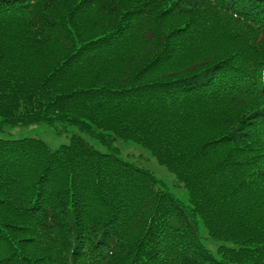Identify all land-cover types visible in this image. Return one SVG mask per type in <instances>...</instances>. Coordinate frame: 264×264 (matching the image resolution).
I'll use <instances>...</instances> for the list:
<instances>
[{"label": "trees", "instance_id": "trees-1", "mask_svg": "<svg viewBox=\"0 0 264 264\" xmlns=\"http://www.w3.org/2000/svg\"><path fill=\"white\" fill-rule=\"evenodd\" d=\"M199 14L254 34L253 49L236 52L235 69L226 54L179 65L181 41L199 30ZM0 42V132L63 125L104 148L79 135L56 149L36 138H0V264H117L134 251L129 264H255L242 246L211 254L198 234L205 208L227 209L234 197L247 217L246 183L201 196L214 172L231 175L228 159L215 162L207 141L191 155L164 138L158 151L152 141L153 133H184L187 106L206 108L200 96L216 84H231L222 122L240 138L234 130L246 108L257 112L264 98V0H0ZM50 47L47 65L24 68L34 64L31 51ZM117 141L189 172L196 181L189 201L123 159ZM199 159L216 170L199 174ZM208 231L219 242L220 231ZM233 240L258 245L264 256V228Z\"/></svg>", "mask_w": 264, "mask_h": 264}, {"label": "rangeland", "instance_id": "rangeland-1", "mask_svg": "<svg viewBox=\"0 0 264 264\" xmlns=\"http://www.w3.org/2000/svg\"><path fill=\"white\" fill-rule=\"evenodd\" d=\"M156 1L164 6H168L170 3V0ZM177 21L184 22L182 24L186 23L185 18L182 20L171 19L172 24H177ZM195 25L199 30L184 35L181 41L183 55L179 65L196 60L204 54L211 58H218L226 54V59L233 61L229 65L230 68L235 69V66L238 65L236 52L239 51L241 55L247 49H253V46L248 42L253 39L254 34L247 32L244 27L236 25L225 18L199 14ZM2 44L4 42H0V45ZM53 50L50 47L31 51L29 53L30 61L34 64H24V68H41L47 65L45 58ZM230 89L231 84H216L211 89L205 90L200 99L205 102L206 108L193 105L187 106V114L181 121L184 133H153L155 140L152 141V145L156 150L163 151L165 146H162L158 139L164 138L173 147L181 148L177 150L191 155L196 146L202 141H207L210 142L209 154L215 162L223 157L228 159L226 171H231V175L221 176L214 172L209 179L202 183L201 196L206 198L223 192L226 187H243L246 183L247 187L252 188L243 198L247 217L245 219L239 217L243 207L236 204L235 197L232 206L227 209L218 205L209 210L205 208L203 220H197L199 237L213 255H215L217 249L221 250L220 247L242 246L250 249V252L245 251V255L252 262L264 264V256L258 252V245L233 240L235 237L239 239L243 235L250 237L264 228V224L259 221V217L264 211V194H262L264 191V98L259 99L258 103L261 107L256 110L257 112H252L255 109L253 107L246 108L247 116H245L243 124L234 130L235 133H241L240 138L232 140L231 133H224L227 129L222 122V119L229 114L227 108L230 105L228 102ZM255 97H258L257 94ZM208 116H216V118L211 119ZM259 117H261V121L258 120ZM73 135L81 136L90 145L104 151L99 144L80 135L76 129L63 125H56L53 128L47 126L6 128V133H1L0 137H39L50 147L56 149L63 144H68ZM114 146L118 147L121 156L127 161L150 171L155 178L163 181L177 198L189 201L196 186V181L189 175V172L177 173L173 167L161 166L146 151L135 146L126 145L119 141L115 142ZM194 169L199 174H204L210 169L216 170L214 164L206 165L201 159L195 161ZM253 189L260 194V202L256 201V193ZM199 202H201L200 206L202 208L205 202ZM202 212L201 209V214ZM208 229L220 231V235L215 238L219 242L215 243L209 239L211 236ZM134 252L129 257L122 256V262L117 264H129ZM39 262L40 260H36V264H39Z\"/></svg>", "mask_w": 264, "mask_h": 264}]
</instances>
